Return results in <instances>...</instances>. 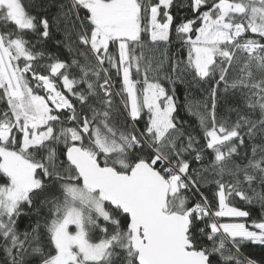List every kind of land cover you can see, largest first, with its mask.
I'll use <instances>...</instances> for the list:
<instances>
[{
    "label": "snow or ice",
    "instance_id": "6c2138e0",
    "mask_svg": "<svg viewBox=\"0 0 264 264\" xmlns=\"http://www.w3.org/2000/svg\"><path fill=\"white\" fill-rule=\"evenodd\" d=\"M0 264H264V0H0Z\"/></svg>",
    "mask_w": 264,
    "mask_h": 264
},
{
    "label": "trees",
    "instance_id": "16d2710c",
    "mask_svg": "<svg viewBox=\"0 0 264 264\" xmlns=\"http://www.w3.org/2000/svg\"><path fill=\"white\" fill-rule=\"evenodd\" d=\"M259 214V209L258 208H254L253 209V217L255 218L256 215ZM245 255H250L256 259H261V251H260V247L259 246H248L247 248H245Z\"/></svg>",
    "mask_w": 264,
    "mask_h": 264
}]
</instances>
